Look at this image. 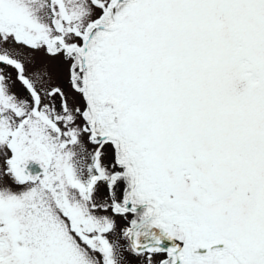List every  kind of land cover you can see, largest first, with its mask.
<instances>
[{"label": "snow or ice", "instance_id": "snow-or-ice-1", "mask_svg": "<svg viewBox=\"0 0 264 264\" xmlns=\"http://www.w3.org/2000/svg\"><path fill=\"white\" fill-rule=\"evenodd\" d=\"M0 264H264V0H0Z\"/></svg>", "mask_w": 264, "mask_h": 264}]
</instances>
